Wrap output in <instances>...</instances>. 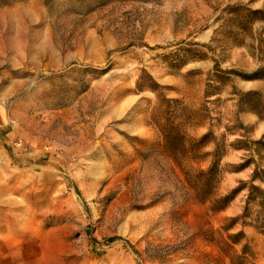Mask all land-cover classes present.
<instances>
[{"label": "rangeland", "instance_id": "obj_1", "mask_svg": "<svg viewBox=\"0 0 264 264\" xmlns=\"http://www.w3.org/2000/svg\"><path fill=\"white\" fill-rule=\"evenodd\" d=\"M44 1L0 0V264H264L256 207L230 225L246 191L210 210L250 178L253 164L236 170L248 152L233 146L259 139L264 121L238 111L234 92L264 97V80L208 86L213 59L264 66V22L240 35L243 45L211 42L227 31L223 8L264 0H104L88 13L74 0ZM189 46L207 58L167 66L165 54ZM142 70L154 91L137 89ZM165 118L187 139L210 131L223 144L213 198L199 201L192 187L213 143L196 158L171 155ZM262 154L253 156L264 168ZM239 231L245 238H228Z\"/></svg>", "mask_w": 264, "mask_h": 264}, {"label": "trees", "instance_id": "obj_2", "mask_svg": "<svg viewBox=\"0 0 264 264\" xmlns=\"http://www.w3.org/2000/svg\"><path fill=\"white\" fill-rule=\"evenodd\" d=\"M54 0H45V4L53 2ZM253 1V0H252ZM78 2L84 9L86 13L91 12L98 6H103L104 0H74ZM250 2V1H249ZM226 16L230 19H223L224 24L221 28H227V31L221 34V38L212 37L211 42L219 43L220 49L227 44L232 45H243L240 35L250 31V27L253 23L259 21L264 22V8L260 9H250L245 5L234 4L227 5L222 10ZM229 21V24L226 22ZM217 30H214L213 35L216 34ZM261 38L257 39V43L261 42ZM202 47L207 49H213L210 44H202ZM170 58V60H169ZM207 58V53L201 49L195 47H181L177 48L174 52L169 55H164V61L167 63L171 69L177 70L184 66L188 61L193 59H204ZM212 74L208 77V86L212 89H217L219 91L220 86H224L229 80L230 76H238L245 80H264V66H260L251 72H244L236 69H222L218 60H212ZM153 78L150 74L146 73L144 70L137 78L136 86L138 90H141L143 85L147 88L155 90ZM219 93V92H214ZM236 97V106L238 111L247 110L255 114L259 121H264V97L257 90H248L245 92L237 91L234 92ZM170 107L171 100H165ZM173 102H177L176 100ZM165 123L160 127L162 133V142L164 148L171 154H179L182 157H188V155L193 153V157H197L196 154L201 148L205 147L210 142L213 143V148L209 152L210 162L205 169H200L195 175L192 187L195 191V197L203 202L210 198H213L214 192L221 180V168L220 161L223 156V144L215 141L213 134L208 131L203 134L198 140H190L186 138L185 132L182 129V124H175L174 121H170L169 118H165ZM238 126L240 128L244 127L242 123L239 122ZM236 149H243L248 152V155L238 165L236 170L243 169L251 164L254 168L250 175L249 180L239 181V184L233 187L226 194L220 195L213 199L210 205V210L221 211L224 210L229 203L235 198V196L242 190L246 191L245 205L243 208V213L240 216L232 217L230 219V225H233L241 219H245L249 213L251 206L256 207L257 218L254 220L255 224L253 226L256 229L264 230V168L257 163L254 159V154L259 158H263L264 153V133L257 140L250 139H237L235 146ZM198 155V154H197ZM255 181L258 183L256 184ZM244 222V220H242ZM252 225V224H250ZM228 229V228H227ZM238 237L245 238V234L242 231L229 234L228 238L237 243ZM110 241L114 238H109ZM245 247V245H244Z\"/></svg>", "mask_w": 264, "mask_h": 264}]
</instances>
